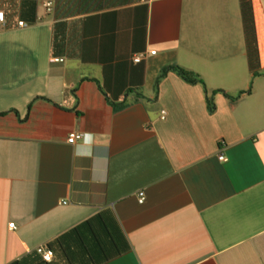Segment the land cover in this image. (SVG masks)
Instances as JSON below:
<instances>
[{
  "label": "crops",
  "instance_id": "crops-1",
  "mask_svg": "<svg viewBox=\"0 0 264 264\" xmlns=\"http://www.w3.org/2000/svg\"><path fill=\"white\" fill-rule=\"evenodd\" d=\"M0 12V264H264V0Z\"/></svg>",
  "mask_w": 264,
  "mask_h": 264
},
{
  "label": "trees",
  "instance_id": "trees-1",
  "mask_svg": "<svg viewBox=\"0 0 264 264\" xmlns=\"http://www.w3.org/2000/svg\"><path fill=\"white\" fill-rule=\"evenodd\" d=\"M169 72H173V73H175L177 76H179L183 81H185V82H187V83H189V84H193V85H195V84H203V82H202V80L200 79V77L198 76V75H196L195 73H192V72H189V71H186V70H184V69H182V68H180V67H177V66H172V67H168V68H166V69H164L163 71H162V73H161V75L159 76V79H158V81H157V84L160 82V80H162L163 78H165L166 77V75L169 73ZM84 82H89V83H93V84H97V82L96 81H94V82H91V81H83V83ZM99 90L101 91V89L99 88ZM242 94H244V93H242ZM105 98V100L107 101V98L106 97H104ZM228 98H230L231 100H236L237 98H231V97H228ZM39 101H46V100H44V99H36L32 104H30L29 106H28V116H27V119L26 120H24V121H21V119H20V114L17 112V111H12L11 113H2V114H0V120L1 119H4V118H7V117H9L10 115L12 116V120L16 123V124H18V125H20L21 123H24V122H26L27 120H29V118H30V114L32 113V110H33V108H34V105L37 103V102H39ZM46 102H48V103H50L49 101H46ZM123 104H119L118 106H117V110L118 109H122L123 108ZM208 107H209V110H210V112L212 113V112H214V110H215V107H214V103H213V100L212 99H209L208 100Z\"/></svg>",
  "mask_w": 264,
  "mask_h": 264
},
{
  "label": "built area",
  "instance_id": "built-area-1",
  "mask_svg": "<svg viewBox=\"0 0 264 264\" xmlns=\"http://www.w3.org/2000/svg\"><path fill=\"white\" fill-rule=\"evenodd\" d=\"M45 8H46L48 13L52 12L53 11V3L49 2V3L45 4ZM4 23H5V13L4 12H0V24L4 25ZM17 26H18L19 29L27 28V25L24 22H18ZM155 54H156L155 51L151 52V55H155ZM144 58H145L144 54L137 55V56L134 57L133 62L138 64V63L142 62L144 60ZM55 62H63V61L62 60H56ZM82 139H83V135L73 133V134H71L69 136L67 142L70 145H74L76 142H78V141H80ZM219 160L221 162H226V159H225V157L223 155L219 156ZM144 200H145L144 194L141 193L139 202L141 204H143ZM9 228H10V230H14L15 226L14 225H10ZM36 253L42 258V260L46 264H50L52 262V260H53V252L50 249H48L47 247H45V246L38 247L36 249ZM10 264H15V263H10Z\"/></svg>",
  "mask_w": 264,
  "mask_h": 264
}]
</instances>
